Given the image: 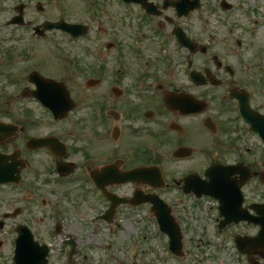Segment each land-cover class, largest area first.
Here are the masks:
<instances>
[{
  "label": "flooded vegetation",
  "instance_id": "flooded-vegetation-1",
  "mask_svg": "<svg viewBox=\"0 0 264 264\" xmlns=\"http://www.w3.org/2000/svg\"><path fill=\"white\" fill-rule=\"evenodd\" d=\"M90 1L92 8L81 3L70 9L84 13L87 40L93 28L98 36L88 45L86 100L69 91L71 112L53 122L38 108L28 81L30 87L16 95L35 103L38 115L27 107L15 112L11 101L5 110L0 106V124L7 128L0 134V156L14 180L0 186L8 190L10 209L0 220L8 217L3 225L9 238L14 244L18 228L27 226L37 242L49 244V264L70 263L67 242L102 238L105 228L119 226V208H132L120 206L110 223L109 194L155 193L135 183L108 186L109 168L114 178L158 166L162 191L182 196L166 197L173 210L182 203H188L187 213L191 207L204 210V219L182 224L184 236L200 228L204 248L238 264H264V50L257 52L252 20L236 0H199L201 9L187 14H180L179 0H110L113 15L100 1ZM46 22L31 26L26 20L32 30ZM109 32L115 39L126 36L124 46L106 42ZM123 47L130 49L135 71ZM115 49L116 57L107 59ZM100 173L104 191L94 184ZM217 188L216 199L204 195ZM220 205L235 221L221 217ZM57 241L62 248L53 246ZM79 253L78 246L74 264Z\"/></svg>",
  "mask_w": 264,
  "mask_h": 264
},
{
  "label": "rangeland",
  "instance_id": "rangeland-1",
  "mask_svg": "<svg viewBox=\"0 0 264 264\" xmlns=\"http://www.w3.org/2000/svg\"><path fill=\"white\" fill-rule=\"evenodd\" d=\"M37 1L43 4L45 8L44 13L40 14L36 11ZM97 1L106 5L109 9V14L113 15V11L108 6L111 3L110 0ZM250 1L247 7L255 10V16L260 21L258 26L259 33L257 31L259 37L258 49L262 47L264 50V0ZM81 3L83 4L82 0H0V69L3 72V75L0 77V106L4 110L10 106L11 101L15 112L20 111L22 107H27L36 115L39 114L40 110L37 111L35 103L16 95L25 90L26 86L30 87L28 77L33 71L38 72L44 78L63 83L76 97L79 95L80 100H86L85 92H87V88L85 82L89 76L87 73V70H89V55L86 54V45H93L95 39L98 37L94 28L92 31L95 34H93L90 41L85 38L84 40L72 43L69 38L56 33L51 35L48 40H39L33 37L30 30L8 25V21L16 15L14 9L20 4H24L27 8L25 10V18L27 20H35L38 23L55 21L62 18L68 22L86 21L84 13L77 16L76 12H73V9L70 10L76 6L80 7ZM110 33L103 36L106 42L117 40L120 48L121 43L124 46L127 40L126 36L120 35L115 39ZM94 47V49H97L96 46ZM115 50L109 51L106 58L110 60L116 57L115 55L118 50ZM124 50L126 51L127 49ZM131 58V55L128 53L126 63L135 71L136 66L133 60L128 61ZM82 68L84 71L81 70ZM14 81L16 82L14 83ZM19 81L21 82L19 83ZM8 95H14V97L8 99ZM38 108L41 109L40 106ZM78 117L81 118L79 115ZM69 122L70 120H64V123ZM122 191L129 193L128 188ZM164 193V196L168 199L177 197L176 194H171L170 192ZM7 195L8 190L6 188L0 190V196H3L5 199L4 203H0V217L10 209L7 204ZM189 206L191 207V204ZM185 209H188V203H184V205L182 203V206L174 208L175 216H178L179 219L181 217H186L188 220L193 219L191 222H195L196 218L197 220L205 218L204 210H192L191 207L187 213ZM147 211L148 206L145 205L132 208H119L115 219V222L119 224L118 227L110 226L108 229L105 228L106 231H103V234H101L102 238L93 240V242L80 244L78 258L81 264H186V262L180 263L174 261L166 253V238L155 232V218L150 216ZM35 216L37 218L40 214L36 212ZM194 226H196V223H194ZM195 229L196 227L193 228V230ZM200 231L199 228L194 233L190 231L185 233V236L183 235L184 248L192 256L189 259V264H238L234 258L225 257L223 256L224 254H217L214 251L215 248L211 250L204 248L207 243L202 245L198 241L197 235L200 234ZM10 240L9 233L5 228L0 232V241L3 243L0 249V257L3 258L0 261L2 264H8L12 246ZM103 248H107V252H104ZM83 253L90 258V263H86L83 260ZM53 264H62V260L59 261L57 259Z\"/></svg>",
  "mask_w": 264,
  "mask_h": 264
},
{
  "label": "water",
  "instance_id": "water-1",
  "mask_svg": "<svg viewBox=\"0 0 264 264\" xmlns=\"http://www.w3.org/2000/svg\"><path fill=\"white\" fill-rule=\"evenodd\" d=\"M55 25H50L49 27H54ZM70 31L76 30L78 26H68ZM76 33V32H75ZM81 32L76 33L77 36H79ZM50 83V82H47ZM58 88L59 86L56 85ZM61 91H64L62 87H60ZM67 96V95H66ZM50 105H53L52 100L49 99ZM141 172V170H140ZM159 177V174H158ZM155 198V197H154ZM165 209V207H163ZM162 207H159L156 209L158 217L163 225H166L170 218L168 217L167 213L163 210ZM166 210V209H165ZM2 227V226H0ZM20 238L17 242L18 249H17V256L15 258L16 264H47L46 255H47V249H39L40 252L36 249H34L31 245L32 242V236L27 228H21L20 230ZM180 236V235H179ZM180 239H178L176 242H179ZM33 252V253H32ZM34 260V262H32Z\"/></svg>",
  "mask_w": 264,
  "mask_h": 264
}]
</instances>
